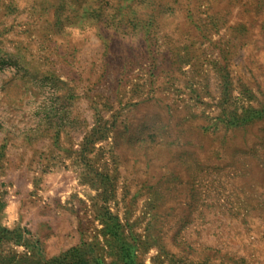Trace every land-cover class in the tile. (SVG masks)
<instances>
[{
	"label": "rangeland",
	"instance_id": "rangeland-1",
	"mask_svg": "<svg viewBox=\"0 0 264 264\" xmlns=\"http://www.w3.org/2000/svg\"><path fill=\"white\" fill-rule=\"evenodd\" d=\"M0 264H264V0H0Z\"/></svg>",
	"mask_w": 264,
	"mask_h": 264
}]
</instances>
